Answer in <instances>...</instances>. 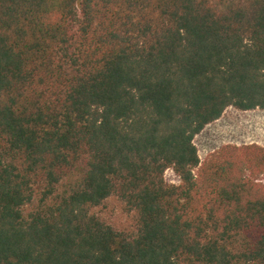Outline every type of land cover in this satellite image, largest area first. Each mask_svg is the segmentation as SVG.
Masks as SVG:
<instances>
[{
    "label": "trees",
    "instance_id": "obj_1",
    "mask_svg": "<svg viewBox=\"0 0 264 264\" xmlns=\"http://www.w3.org/2000/svg\"><path fill=\"white\" fill-rule=\"evenodd\" d=\"M230 107L264 0H0V264H264V148L194 143Z\"/></svg>",
    "mask_w": 264,
    "mask_h": 264
},
{
    "label": "rangeland",
    "instance_id": "obj_2",
    "mask_svg": "<svg viewBox=\"0 0 264 264\" xmlns=\"http://www.w3.org/2000/svg\"><path fill=\"white\" fill-rule=\"evenodd\" d=\"M194 143L202 162L226 146L258 145L264 148V110L241 111L230 107L221 119L208 125ZM259 179L264 180V176ZM165 180L168 185L180 184L173 169L167 170ZM97 213L115 227L127 226L131 220L122 205L114 199L101 206Z\"/></svg>",
    "mask_w": 264,
    "mask_h": 264
}]
</instances>
